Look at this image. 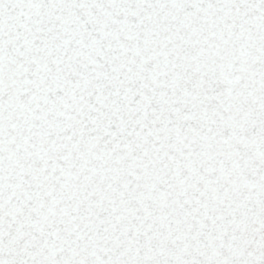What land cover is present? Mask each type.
Masks as SVG:
<instances>
[{"label": "snow or ice", "instance_id": "obj_1", "mask_svg": "<svg viewBox=\"0 0 264 264\" xmlns=\"http://www.w3.org/2000/svg\"><path fill=\"white\" fill-rule=\"evenodd\" d=\"M0 264H264V0H0Z\"/></svg>", "mask_w": 264, "mask_h": 264}]
</instances>
